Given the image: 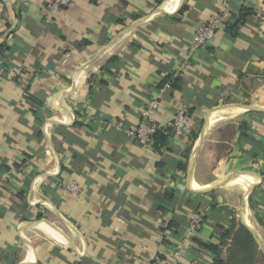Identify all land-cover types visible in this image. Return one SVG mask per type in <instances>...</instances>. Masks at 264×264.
<instances>
[{
    "label": "crops",
    "instance_id": "1",
    "mask_svg": "<svg viewBox=\"0 0 264 264\" xmlns=\"http://www.w3.org/2000/svg\"><path fill=\"white\" fill-rule=\"evenodd\" d=\"M165 1L0 0V264H264V0Z\"/></svg>",
    "mask_w": 264,
    "mask_h": 264
},
{
    "label": "built area",
    "instance_id": "2",
    "mask_svg": "<svg viewBox=\"0 0 264 264\" xmlns=\"http://www.w3.org/2000/svg\"><path fill=\"white\" fill-rule=\"evenodd\" d=\"M75 0H52L53 6L57 9L70 6ZM223 28V19L218 15L209 17L205 23L200 24L194 33L191 41L192 49H199L208 44L216 35V33ZM160 104L157 99L149 102L140 114V121L136 127L127 130L128 135L141 145H150L156 132L161 128L154 120V115L158 111ZM190 115L185 110H180L170 123V127L176 134H184L189 127ZM72 189H78L79 185L72 183ZM205 219L203 211H193L189 217V231L196 233L202 226ZM185 250L184 243H179L176 247L171 249V252L166 255L169 260L165 261L166 264H179L182 254ZM162 257L155 256L153 263L162 262Z\"/></svg>",
    "mask_w": 264,
    "mask_h": 264
},
{
    "label": "bare ground",
    "instance_id": "3",
    "mask_svg": "<svg viewBox=\"0 0 264 264\" xmlns=\"http://www.w3.org/2000/svg\"><path fill=\"white\" fill-rule=\"evenodd\" d=\"M180 2H181V0H166L162 6V9H164L165 11H168V12H173L178 7ZM246 179H247L246 177L245 178L244 177L239 178L238 182L239 183H245ZM40 226L43 227V229H45L48 233L52 234L57 239H62V237L58 233H56L53 229H51L47 225H40Z\"/></svg>",
    "mask_w": 264,
    "mask_h": 264
},
{
    "label": "trees",
    "instance_id": "4",
    "mask_svg": "<svg viewBox=\"0 0 264 264\" xmlns=\"http://www.w3.org/2000/svg\"><path fill=\"white\" fill-rule=\"evenodd\" d=\"M252 14H253V11L251 9H248V8H245V7L242 8L241 13H240V16H239V19L237 20V22L235 23V25L232 27L231 30L234 33H236V31L240 28V26L243 23H245L247 17L249 15H252ZM166 135L167 134L165 133V130L160 129V130H158L156 132L154 138L156 137V138H160V139L164 140Z\"/></svg>",
    "mask_w": 264,
    "mask_h": 264
},
{
    "label": "rangeland",
    "instance_id": "5",
    "mask_svg": "<svg viewBox=\"0 0 264 264\" xmlns=\"http://www.w3.org/2000/svg\"><path fill=\"white\" fill-rule=\"evenodd\" d=\"M235 241V240H234ZM234 241L231 243L230 247H229V252H230V256H237L238 254H236L238 252V246L236 243H234ZM236 242V241H235ZM247 252V251H246ZM232 261V259L230 260H225V262L230 263ZM246 262V261H245Z\"/></svg>",
    "mask_w": 264,
    "mask_h": 264
}]
</instances>
